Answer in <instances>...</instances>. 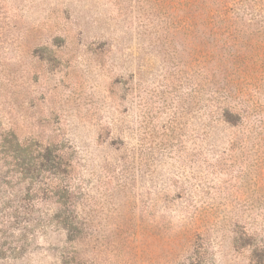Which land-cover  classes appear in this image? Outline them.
Here are the masks:
<instances>
[{"label":"rangeland","instance_id":"rangeland-1","mask_svg":"<svg viewBox=\"0 0 264 264\" xmlns=\"http://www.w3.org/2000/svg\"><path fill=\"white\" fill-rule=\"evenodd\" d=\"M0 264H264V0H0Z\"/></svg>","mask_w":264,"mask_h":264}]
</instances>
